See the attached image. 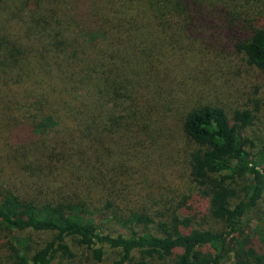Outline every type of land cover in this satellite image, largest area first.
Wrapping results in <instances>:
<instances>
[{
	"label": "trees",
	"instance_id": "obj_1",
	"mask_svg": "<svg viewBox=\"0 0 264 264\" xmlns=\"http://www.w3.org/2000/svg\"><path fill=\"white\" fill-rule=\"evenodd\" d=\"M263 200L264 0H0V264H264Z\"/></svg>",
	"mask_w": 264,
	"mask_h": 264
},
{
	"label": "rangeland",
	"instance_id": "obj_2",
	"mask_svg": "<svg viewBox=\"0 0 264 264\" xmlns=\"http://www.w3.org/2000/svg\"><path fill=\"white\" fill-rule=\"evenodd\" d=\"M174 153L172 152L170 156H168L170 159H174ZM261 212V222L257 224V227L258 229H261L263 232H264V200L263 202L261 203V208H260V211ZM72 252L75 253V254H80V250H78L75 246L72 247ZM110 262L109 261H106L104 262L103 264H109Z\"/></svg>",
	"mask_w": 264,
	"mask_h": 264
}]
</instances>
